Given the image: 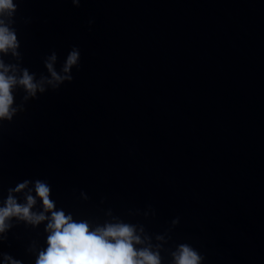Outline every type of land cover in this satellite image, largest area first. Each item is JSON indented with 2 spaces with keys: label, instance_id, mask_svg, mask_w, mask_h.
Segmentation results:
<instances>
[{
  "label": "water",
  "instance_id": "obj_1",
  "mask_svg": "<svg viewBox=\"0 0 264 264\" xmlns=\"http://www.w3.org/2000/svg\"><path fill=\"white\" fill-rule=\"evenodd\" d=\"M15 26L38 78L53 51L81 63L36 99L17 90L0 201L46 180L78 216L142 227L163 264L181 242L205 264H264V0H19ZM12 224L0 264H34L44 225Z\"/></svg>",
  "mask_w": 264,
  "mask_h": 264
},
{
  "label": "clouds",
  "instance_id": "obj_2",
  "mask_svg": "<svg viewBox=\"0 0 264 264\" xmlns=\"http://www.w3.org/2000/svg\"><path fill=\"white\" fill-rule=\"evenodd\" d=\"M71 3L79 7L81 0H71ZM18 9L19 0H0V128L24 110L23 104L15 105L18 89L23 90L24 102L36 99L38 94L57 90L65 82L71 83L74 79L72 70H79L81 63V50L73 46L59 69L55 66L58 61L55 51L45 57L47 75L41 74L38 78L35 72L24 67L21 41L15 26ZM29 22L30 18H24V23ZM88 23L91 25L94 20L89 19ZM9 56L15 62H6L5 57ZM51 193L52 186L41 179H25L10 187L0 201V242L7 240L6 233L15 218L33 228L44 225V246L29 249L35 256L34 264H163L161 245H153L142 227L113 216L111 210L106 214L111 219L102 222L78 216L58 206ZM178 223L179 217L173 221L174 225ZM205 262L206 256L189 242H181L171 251V264ZM3 264L24 262L4 253Z\"/></svg>",
  "mask_w": 264,
  "mask_h": 264
}]
</instances>
